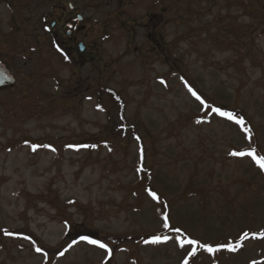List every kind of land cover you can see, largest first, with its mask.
I'll list each match as a JSON object with an SVG mask.
<instances>
[{"label": "rangeland", "instance_id": "1", "mask_svg": "<svg viewBox=\"0 0 264 264\" xmlns=\"http://www.w3.org/2000/svg\"><path fill=\"white\" fill-rule=\"evenodd\" d=\"M0 62V264H264V0H0Z\"/></svg>", "mask_w": 264, "mask_h": 264}, {"label": "snow or ice", "instance_id": "2", "mask_svg": "<svg viewBox=\"0 0 264 264\" xmlns=\"http://www.w3.org/2000/svg\"><path fill=\"white\" fill-rule=\"evenodd\" d=\"M189 92L196 98L197 101L200 102L201 105L205 104V101L201 98V96L197 95V93L195 91H193V89L191 87H189ZM211 111H213L215 114H218L221 117H225L226 119L230 120V121H234L236 124L238 125H243L244 124V120L242 117H237L235 116L232 112H227V111H223L221 108L216 107L211 109ZM200 121H197V123H199ZM35 145L33 146V149L35 150ZM232 155L234 156H250L255 162L256 164L259 166V168L261 170H264V155H257L256 150L252 149L250 152L248 153H244V152H233ZM150 195H152V197L155 199L156 198V194L154 192H151ZM164 227L168 228L170 227L169 223H168V217L164 218ZM174 231L178 234L174 239L175 242L178 243V245L181 248H184L185 245L189 246L190 250H187V255L189 257L195 256L196 255V251L197 248H201L209 253H213L215 251L218 250V248L213 247L212 245H209L207 243H202L201 241L194 239V238H190L186 235L183 236V238H181V234H182V230L180 228H175ZM5 234L6 235H11L12 233L7 232L5 230ZM245 237L248 235L247 233H244ZM82 239L88 241V243L91 244H95L98 245L100 248H107V245L97 241V240H91L88 237H82ZM169 239H171L168 236L163 237V241L166 242ZM161 242V237L156 236L153 238L152 243H160ZM191 246H196V247H191ZM219 247H229L230 251H235V248H232L228 245H220ZM37 251H40V249L38 248ZM184 264H188V260L185 259L184 260Z\"/></svg>", "mask_w": 264, "mask_h": 264}, {"label": "flooded vegetation", "instance_id": "3", "mask_svg": "<svg viewBox=\"0 0 264 264\" xmlns=\"http://www.w3.org/2000/svg\"><path fill=\"white\" fill-rule=\"evenodd\" d=\"M68 8H69V15L70 16H69V21L67 22V25H66V28L68 29L67 36L69 37V39H72V38L74 39L75 38L74 37L75 32L78 31L79 27L81 26L80 24L84 21V18L79 14V12L77 10H75V8L72 4H70L68 6ZM64 15H66V14L64 13ZM156 18H157V16L153 15L151 12H148V14L145 17V20H148L147 25H145V28H148L149 26H151V27L153 26V28L155 29L152 32L147 34L148 38L151 40L153 39L155 31L159 27V23L158 22L155 23ZM151 23H152V25H151ZM54 24H56V23H54ZM162 25H163V21L160 22V26H162ZM53 29H54V27H53ZM74 41H75V39H74ZM56 42H57V45H54V47L56 50L61 52L62 45L60 43L58 44L57 40H56ZM79 44L80 43H78V45H77L78 51H79ZM86 50L84 51V54H85Z\"/></svg>", "mask_w": 264, "mask_h": 264}, {"label": "water", "instance_id": "4", "mask_svg": "<svg viewBox=\"0 0 264 264\" xmlns=\"http://www.w3.org/2000/svg\"><path fill=\"white\" fill-rule=\"evenodd\" d=\"M55 26L53 24L52 28ZM79 51L83 53L85 51V47L83 44H79ZM16 84L15 76L10 72V70L6 67L5 64L0 62V89L13 87Z\"/></svg>", "mask_w": 264, "mask_h": 264}, {"label": "trees", "instance_id": "5", "mask_svg": "<svg viewBox=\"0 0 264 264\" xmlns=\"http://www.w3.org/2000/svg\"><path fill=\"white\" fill-rule=\"evenodd\" d=\"M54 45H57V42H53ZM252 237L258 238V239H262L264 237V233L263 234H252Z\"/></svg>", "mask_w": 264, "mask_h": 264}]
</instances>
